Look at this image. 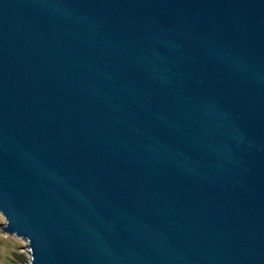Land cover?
Segmentation results:
<instances>
[{
	"label": "water",
	"instance_id": "water-1",
	"mask_svg": "<svg viewBox=\"0 0 264 264\" xmlns=\"http://www.w3.org/2000/svg\"><path fill=\"white\" fill-rule=\"evenodd\" d=\"M0 213L25 264H264V0H0Z\"/></svg>",
	"mask_w": 264,
	"mask_h": 264
},
{
	"label": "rangeland",
	"instance_id": "rangeland-1",
	"mask_svg": "<svg viewBox=\"0 0 264 264\" xmlns=\"http://www.w3.org/2000/svg\"><path fill=\"white\" fill-rule=\"evenodd\" d=\"M4 221L0 213V264H25L28 259L26 241L1 230Z\"/></svg>",
	"mask_w": 264,
	"mask_h": 264
}]
</instances>
